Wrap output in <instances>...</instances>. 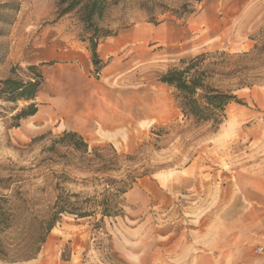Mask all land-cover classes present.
I'll use <instances>...</instances> for the list:
<instances>
[{
	"label": "rangeland",
	"instance_id": "rangeland-1",
	"mask_svg": "<svg viewBox=\"0 0 264 264\" xmlns=\"http://www.w3.org/2000/svg\"><path fill=\"white\" fill-rule=\"evenodd\" d=\"M67 3L0 0V79L13 68L26 80L28 65L44 77L34 115L14 119L28 102L0 99V194L20 207L5 246L25 231L33 242L24 247L34 246V218L44 219L61 188L83 197L103 190L102 179L66 166L65 131L81 134L89 150L132 155L111 176L146 175L121 195L122 215L62 214L36 255L0 264H264V0H106L93 20L108 33L99 42L124 29L142 34L98 72L91 28L79 6L60 13ZM221 51L247 52L234 61L238 79L251 85L234 91L239 102L213 129L185 118L159 77L180 60ZM102 115L123 120L105 128L113 138L99 135ZM61 173L69 179L57 185ZM229 237L244 243L245 255H209Z\"/></svg>",
	"mask_w": 264,
	"mask_h": 264
},
{
	"label": "trees",
	"instance_id": "trees-1",
	"mask_svg": "<svg viewBox=\"0 0 264 264\" xmlns=\"http://www.w3.org/2000/svg\"><path fill=\"white\" fill-rule=\"evenodd\" d=\"M105 2L106 0H68L67 6L60 11V13H65L79 6L82 23L85 27L91 28L94 35L89 39V49L91 61L97 72L102 64L97 54V45L99 38L108 33L97 28L93 20L94 16L99 17L102 14ZM256 48L255 46L251 53ZM246 55L247 52L200 53L188 60H180V65L168 68L160 75L159 80L173 88L175 104L185 118L196 124L209 123L213 129H216L226 115L227 106L231 102H239L234 91L251 85L238 79L240 70L234 61ZM26 69L30 71L26 80L12 76L13 68L10 76L0 79V99L28 102L13 116L14 119L26 118L37 112V104L34 100L44 83V77L38 65H28ZM61 139L65 140L67 147L65 153L71 157L66 166L92 174L90 177L94 181L102 179L103 190L97 196L83 197L78 193L67 192L61 188L48 205V214L43 217L44 219L34 218L41 232L30 249L24 247L25 244L33 242L30 241L31 235L27 231L22 232L23 235L20 234L15 239L12 249L5 246L4 232L14 224L13 221L20 214V207H10V196L0 194V258L8 261L32 258L39 251L40 246L45 242L47 233L62 214L85 218L100 213V221L105 217L122 215L121 195L132 188L139 178L146 175L147 170L145 169L136 172L125 170L119 178L111 176L110 172H116L122 168L121 159L130 160L132 155L118 153L113 147L110 152H107V147L100 145L93 146L89 150L87 142L76 131H65ZM54 148L55 145H52L51 150ZM57 176V185L69 179L65 173ZM81 180L86 181L87 177ZM2 188L8 187L6 185ZM9 255L19 256L10 257Z\"/></svg>",
	"mask_w": 264,
	"mask_h": 264
},
{
	"label": "crops",
	"instance_id": "crops-1",
	"mask_svg": "<svg viewBox=\"0 0 264 264\" xmlns=\"http://www.w3.org/2000/svg\"><path fill=\"white\" fill-rule=\"evenodd\" d=\"M141 30L138 29H124L119 31L115 35L105 36L102 41H100L97 45V54L99 59L105 61L106 59H111L114 55H117L119 52L125 50L129 47L133 42L137 41L141 37ZM169 35L168 32L164 31L162 36L167 37ZM57 107V105H56ZM85 108V107H84ZM65 110V109H64ZM63 110V111H64ZM68 111H72L71 108L66 109ZM58 111V109H57ZM87 116V114L79 115L80 119ZM236 241L242 237L240 235L236 236ZM216 244V243H215ZM223 244V243H222ZM211 247V246H210ZM220 248L218 250L219 254L214 253L213 249ZM247 248L244 246V243H232V239L225 241V244L222 246L221 244L213 245L209 250V255H234L236 258L240 257V255H245V250ZM222 250V251H221ZM225 252V254H224ZM232 252V253H231ZM214 253V254H213ZM262 258V257H261ZM263 259V258H262Z\"/></svg>",
	"mask_w": 264,
	"mask_h": 264
},
{
	"label": "bare ground",
	"instance_id": "bare-ground-1",
	"mask_svg": "<svg viewBox=\"0 0 264 264\" xmlns=\"http://www.w3.org/2000/svg\"><path fill=\"white\" fill-rule=\"evenodd\" d=\"M87 119H88V115L83 118L84 121H86ZM120 123H123V120L119 117L112 116V115H110V117L106 115H102L98 122V124L101 125L99 126V129H98L99 135L106 136L108 138H113L112 135L105 134L107 131V130L105 131V128H113L116 125H119Z\"/></svg>",
	"mask_w": 264,
	"mask_h": 264
},
{
	"label": "built area",
	"instance_id": "built-area-1",
	"mask_svg": "<svg viewBox=\"0 0 264 264\" xmlns=\"http://www.w3.org/2000/svg\"><path fill=\"white\" fill-rule=\"evenodd\" d=\"M262 250H263V247H259V248L256 249V251H258V252H260Z\"/></svg>",
	"mask_w": 264,
	"mask_h": 264
}]
</instances>
